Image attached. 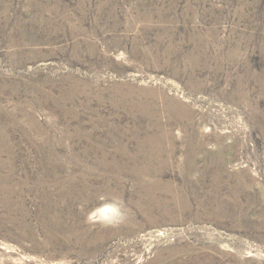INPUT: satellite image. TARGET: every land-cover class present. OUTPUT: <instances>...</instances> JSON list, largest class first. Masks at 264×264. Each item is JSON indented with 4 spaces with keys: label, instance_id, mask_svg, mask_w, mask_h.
Segmentation results:
<instances>
[{
    "label": "rangeland",
    "instance_id": "374dc122",
    "mask_svg": "<svg viewBox=\"0 0 264 264\" xmlns=\"http://www.w3.org/2000/svg\"><path fill=\"white\" fill-rule=\"evenodd\" d=\"M0 264H264V0H0Z\"/></svg>",
    "mask_w": 264,
    "mask_h": 264
},
{
    "label": "clouds",
    "instance_id": "9594fccd",
    "mask_svg": "<svg viewBox=\"0 0 264 264\" xmlns=\"http://www.w3.org/2000/svg\"><path fill=\"white\" fill-rule=\"evenodd\" d=\"M120 216V210L116 204H108L102 206L98 211H94L93 214H90L89 219L93 218H117Z\"/></svg>",
    "mask_w": 264,
    "mask_h": 264
},
{
    "label": "bare ground",
    "instance_id": "6f19581e",
    "mask_svg": "<svg viewBox=\"0 0 264 264\" xmlns=\"http://www.w3.org/2000/svg\"><path fill=\"white\" fill-rule=\"evenodd\" d=\"M148 137H149V136H148ZM151 138H152V137H151ZM158 138H159V137H158ZM149 139H150V138H149ZM151 140H152V139H151ZM156 140H157V139H156ZM158 140H159V139H158ZM147 141H149V140H147ZM139 142H140V141H139ZM150 143H151V141H150ZM157 143H158V141H157ZM160 143H161V142H160ZM146 144H147V143H146ZM160 145H161V144H160ZM155 146H156V145H155ZM155 146H154V147H155ZM158 147H159V146H158ZM155 149H156V148H155ZM157 151H158V150H157ZM157 151H156V152H157ZM154 153H155V152H154ZM172 154H173V152H171V150H170V151H169V156H170V155L172 156ZM153 155H154V154H153ZM168 165H169V164H168ZM137 169H138V168H137ZM139 169H140V168H139ZM144 170H145V169H144ZM148 170H150V169H148ZM145 171H146V170H145ZM145 171H144V172H145ZM146 172H147V171H146ZM136 173H137V172H136ZM150 173H151V172H150ZM145 174H146V173H145ZM141 175H142V174H141ZM143 176H144V175H143ZM138 178H139V177H138ZM140 180H142V179H140ZM143 180H144V179H143ZM143 180H142V181H143ZM142 181H141V182H142ZM145 182H146V181H145ZM142 183H143V182H142ZM150 183H151V182H150ZM140 185H141V184H140ZM142 187H144V186H142ZM143 189H144V188H143ZM109 193L114 195V193H113L112 191H109Z\"/></svg>",
    "mask_w": 264,
    "mask_h": 264
}]
</instances>
